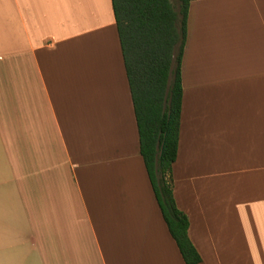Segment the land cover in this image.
<instances>
[{
	"label": "crops",
	"instance_id": "crops-1",
	"mask_svg": "<svg viewBox=\"0 0 264 264\" xmlns=\"http://www.w3.org/2000/svg\"><path fill=\"white\" fill-rule=\"evenodd\" d=\"M180 79L172 193L199 264H264V0H188ZM0 264H185L111 0H0Z\"/></svg>",
	"mask_w": 264,
	"mask_h": 264
},
{
	"label": "trees",
	"instance_id": "trees-1",
	"mask_svg": "<svg viewBox=\"0 0 264 264\" xmlns=\"http://www.w3.org/2000/svg\"><path fill=\"white\" fill-rule=\"evenodd\" d=\"M128 81L139 152L156 202L185 264L201 258L172 193L182 88L180 64L188 0H111Z\"/></svg>",
	"mask_w": 264,
	"mask_h": 264
},
{
	"label": "rangeland",
	"instance_id": "rangeland-1",
	"mask_svg": "<svg viewBox=\"0 0 264 264\" xmlns=\"http://www.w3.org/2000/svg\"><path fill=\"white\" fill-rule=\"evenodd\" d=\"M173 4H174V6L176 7V5H177V0H170Z\"/></svg>",
	"mask_w": 264,
	"mask_h": 264
}]
</instances>
